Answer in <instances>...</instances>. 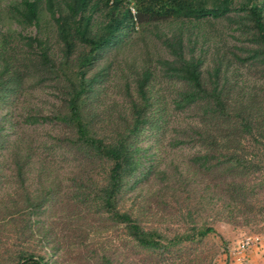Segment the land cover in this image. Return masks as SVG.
<instances>
[{
	"label": "rangeland",
	"instance_id": "1",
	"mask_svg": "<svg viewBox=\"0 0 264 264\" xmlns=\"http://www.w3.org/2000/svg\"><path fill=\"white\" fill-rule=\"evenodd\" d=\"M19 1L0 0V78L5 82L0 91L7 97L0 99L1 132L6 140L0 150V264L23 263L18 257L29 253L43 256L46 264H102L101 252L109 254L114 264H125L127 259L130 264H264V172L246 174L245 186L254 185L253 191L247 199L232 201L223 194L219 176L212 178L213 174L188 164L191 155L210 146L207 138H198L194 131L208 132L229 147L242 145L249 150L247 140L236 144L231 133L225 136L219 121L203 116L197 107L174 112L171 98L181 85L162 81L156 66L158 58L167 56L158 38L181 36L185 55L201 62V79L206 80L207 72L217 65L218 82L230 107L264 125V78L258 66L235 60L234 54L241 55L239 47L246 41L230 18L134 25L121 44L94 60L85 75L95 77L86 100L91 128L96 135L107 136L128 116L139 72L145 67L153 72L149 95L157 127L145 129L138 141L145 148L147 168L143 176L137 173L128 178L119 208L144 228L166 236L189 231L192 225L212 228L200 238L177 244L169 253L142 256L130 250L123 261V229L104 216L87 214L69 198L72 178L100 179L103 164L69 150L61 142L70 134L64 125L28 127L20 122L25 113L63 111L64 95L62 84L40 65L39 49L28 48L19 39L43 38L47 54L57 62L61 47L53 27L44 22V15L37 26L20 23L14 10ZM242 2L232 0L231 4L237 8ZM127 7L133 12L132 4ZM92 16L94 32L107 14L94 11ZM229 16L234 18V13ZM73 48L75 67L85 47L75 41ZM5 61L9 68L2 73ZM175 139L187 142L172 148L169 142ZM17 165L22 166L21 174ZM37 202L42 205L32 212L31 205Z\"/></svg>",
	"mask_w": 264,
	"mask_h": 264
},
{
	"label": "trees",
	"instance_id": "2",
	"mask_svg": "<svg viewBox=\"0 0 264 264\" xmlns=\"http://www.w3.org/2000/svg\"><path fill=\"white\" fill-rule=\"evenodd\" d=\"M232 0H20L14 7L24 25L37 26L46 16L44 22L52 25L60 44V58L53 61L43 47L41 37H20L28 48H38L40 65L50 78L62 84L64 98L63 111L51 114L25 113L21 124L31 127L41 124L64 125L69 136L61 142L85 156L89 162L103 164L100 179L72 178L69 184V198L79 203L88 214L104 216L111 225H118L124 235L120 245L123 261L130 250L138 255H163L169 253L177 244L200 238L212 231L211 227L192 225L189 231L166 236L156 229H147L126 210L118 206L119 197L129 177L137 174L143 176L145 148L138 145L144 130L153 129L152 101L149 86L152 71L145 67L134 80V96L129 100V113L125 121L107 136L96 135L91 128L86 107L88 92L95 77L86 78V73L94 60L122 43L130 34L134 25H146L170 19H218L230 18L237 29L245 36V45L239 47L241 55L234 58L241 64H254L259 67L260 76L264 78V0H244L242 4L232 7ZM132 4V10L127 7ZM105 10L107 18L103 24L96 26L94 11ZM234 13V18L229 16ZM167 56L156 60L159 77L167 83L181 85L171 98V109L181 112L190 107H197L203 116L215 119L222 124L226 133L232 134L236 144L240 139L247 140L249 150L240 145L229 147L213 135L204 131H194L197 137L207 138L210 146H202L201 151L188 158L189 166L205 174L219 176L224 184L223 194L227 199L238 201L247 199L254 185L246 187L243 180L246 174L264 172V125L239 110L232 109L227 102L222 86L219 85V67L216 65L207 72L206 80L201 79L200 60L192 55L186 56L181 36L158 38ZM85 47L77 56L75 67L71 64L74 42ZM8 62L2 64V73L9 68ZM5 82L0 78V86ZM17 84L10 88L15 94ZM6 97L0 91V99ZM7 98V97H6ZM163 109V108H162ZM153 121V122H152ZM153 123V124H152ZM3 125L0 122V150L6 140L2 138ZM3 133V134H2ZM183 139L170 140L174 148L185 144ZM249 153V156H248ZM96 160V161H94ZM22 166L16 170L21 174ZM149 169V168H148ZM37 202L31 205V211L41 207ZM35 213V212H34ZM125 243V244H124ZM125 246V247H124ZM126 248V250H125ZM102 264H114L109 254L101 252ZM17 264H46L43 256L24 254L18 257ZM131 261L125 260V264Z\"/></svg>",
	"mask_w": 264,
	"mask_h": 264
}]
</instances>
